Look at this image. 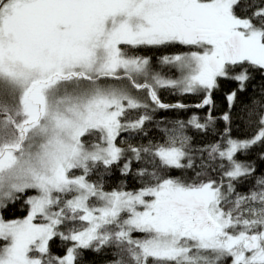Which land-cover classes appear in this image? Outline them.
Masks as SVG:
<instances>
[{
	"label": "snow or ice",
	"instance_id": "obj_1",
	"mask_svg": "<svg viewBox=\"0 0 264 264\" xmlns=\"http://www.w3.org/2000/svg\"><path fill=\"white\" fill-rule=\"evenodd\" d=\"M253 3L0 0V264H90L86 252L106 264H264V172L237 158L264 144V85L241 107L257 132L231 135L239 94L264 78V5L249 13ZM145 48L174 51L154 66ZM223 80L237 85L224 133L194 145L187 129L216 123ZM162 89L202 98L167 104ZM189 107L209 114L131 142L157 111ZM117 170L141 186L109 190ZM18 201L27 215L5 219Z\"/></svg>",
	"mask_w": 264,
	"mask_h": 264
},
{
	"label": "trees",
	"instance_id": "obj_2",
	"mask_svg": "<svg viewBox=\"0 0 264 264\" xmlns=\"http://www.w3.org/2000/svg\"><path fill=\"white\" fill-rule=\"evenodd\" d=\"M249 2L253 3V0H249ZM261 5H264V0H254L253 7L249 9V13H251V11H255L256 7ZM164 51H174V49L162 50L145 48L139 50L140 54L152 57L154 66L157 64V58ZM254 85L256 86V91H253ZM261 85H264V78L261 77L260 73L256 72L254 73V79L248 85L247 91L239 94L237 103L231 109V135L234 138L252 137L257 132L258 124L255 122V117H253L252 123H245L244 120H242L240 117L244 115V113H242L241 111L242 103H247L253 96H258ZM236 87L237 85L233 81H221V87L219 88V90L213 93L214 107L211 109V115L213 117H216V123L208 132H198L191 127L187 129V134L193 137L192 143L194 145L203 146L215 143L219 140L225 129V122L220 119V117L222 116V114L229 111V105L228 101L226 100V95ZM134 94L141 96L145 95V93ZM159 95L161 100L167 104H173L179 101L188 105H195L199 103L202 98L201 96L197 95L179 96L166 89L160 90ZM194 114L199 116L201 118V121H203L209 114V108L189 107L188 109L157 111L154 114L153 122L147 125L148 134L146 136L136 137L131 142L134 144H147L149 140L159 141L162 139L163 135L160 129L164 127H170V122H175L176 120L187 121ZM124 135L127 136V134ZM262 152H264V144L253 147L247 155L238 154L237 158L240 160L254 161L257 165V172L262 173L264 172V161L260 160V154ZM172 174L177 175L178 173L174 171ZM121 179L125 181L126 190H136L141 186L134 176L122 178L119 171L117 170L113 172L112 178L108 181L106 187L111 190L113 187H116L120 184ZM27 211V205L18 201L15 206H10L9 209L3 213V215L5 219L23 218L27 215ZM66 247L67 245L63 244L61 241H59V239L51 242L50 244L51 252L57 256H63L65 254ZM84 258L85 260L89 261L90 264H106V261L108 259H111L110 256H105L104 254H95L92 252H86Z\"/></svg>",
	"mask_w": 264,
	"mask_h": 264
}]
</instances>
